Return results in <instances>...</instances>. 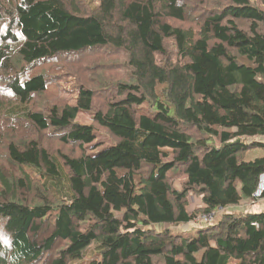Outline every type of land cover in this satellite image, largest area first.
I'll list each match as a JSON object with an SVG mask.
<instances>
[{
	"label": "trees",
	"instance_id": "trees-1",
	"mask_svg": "<svg viewBox=\"0 0 264 264\" xmlns=\"http://www.w3.org/2000/svg\"><path fill=\"white\" fill-rule=\"evenodd\" d=\"M256 138L264 0H0V264H264Z\"/></svg>",
	"mask_w": 264,
	"mask_h": 264
},
{
	"label": "rangeland",
	"instance_id": "rangeland-1",
	"mask_svg": "<svg viewBox=\"0 0 264 264\" xmlns=\"http://www.w3.org/2000/svg\"><path fill=\"white\" fill-rule=\"evenodd\" d=\"M113 59L115 58L113 57ZM115 61L116 59L113 60V63L111 64V63H104L103 61L99 60V64H100L98 68L99 73H102L104 71L102 73V77L99 79L101 84H104L105 82H109V83L112 82L117 76H119V74H121L124 71L123 66L121 67V64L117 63L119 62V60L116 62ZM53 71L54 69H50L49 71H47L51 77H53L52 76ZM51 77H49L48 75L46 76V78L50 80V83L48 84L49 90L54 94L57 93L58 97H60L62 101L70 105H75L76 97L78 94V87L74 78L72 76L70 77L60 76L57 78H51ZM76 121L81 124L89 125L91 124V116L85 113H79L77 115ZM111 144H112L111 139L107 135L99 131L96 133V141L94 143V145H97V148L92 149L91 153H94V151L96 152L97 150L107 148ZM257 157H264V149H260V148L251 149L250 151L247 152L245 160H252ZM181 182H182L181 179L175 181V186L179 188ZM243 203L244 204L241 205L242 207L244 206L245 208H251V206H249L247 203L245 202ZM262 205H264V201L262 202ZM199 207H200V199L191 195L190 206H189L190 211L198 210ZM195 222H191L187 225L186 224L181 225L178 228H173L172 231L174 233H181V232L194 233L200 227ZM90 254H92V251L86 255H90ZM84 259L85 258H82L81 260ZM81 260H78V262H80ZM236 262L237 261L234 260L232 261L233 264H235Z\"/></svg>",
	"mask_w": 264,
	"mask_h": 264
},
{
	"label": "built area",
	"instance_id": "built-area-1",
	"mask_svg": "<svg viewBox=\"0 0 264 264\" xmlns=\"http://www.w3.org/2000/svg\"><path fill=\"white\" fill-rule=\"evenodd\" d=\"M256 140H260L264 142L263 138H256ZM263 193H264V173L261 174L259 177L256 189L253 193V198L259 200L260 202L264 201L262 199ZM223 213H228V211L223 208H219L216 212L202 215L195 220L196 222L195 221L193 222L197 223L199 226L208 225L212 223L217 216Z\"/></svg>",
	"mask_w": 264,
	"mask_h": 264
},
{
	"label": "crops",
	"instance_id": "crops-1",
	"mask_svg": "<svg viewBox=\"0 0 264 264\" xmlns=\"http://www.w3.org/2000/svg\"><path fill=\"white\" fill-rule=\"evenodd\" d=\"M244 204V203H243ZM248 208H245L244 206L242 207L241 205L236 208V210H239V211H243V212H246Z\"/></svg>",
	"mask_w": 264,
	"mask_h": 264
}]
</instances>
